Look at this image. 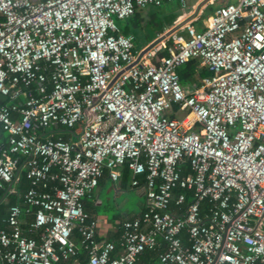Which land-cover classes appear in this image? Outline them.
<instances>
[{
	"label": "built area",
	"instance_id": "1",
	"mask_svg": "<svg viewBox=\"0 0 264 264\" xmlns=\"http://www.w3.org/2000/svg\"><path fill=\"white\" fill-rule=\"evenodd\" d=\"M171 1L0 0V188L23 170L32 185L0 224V264H81V251L139 264L146 250L159 264H264V0L228 3L202 31L183 22L170 47L138 50L116 24ZM190 61L211 75L184 87ZM125 165L146 210L101 241L84 202Z\"/></svg>",
	"mask_w": 264,
	"mask_h": 264
},
{
	"label": "crops",
	"instance_id": "2",
	"mask_svg": "<svg viewBox=\"0 0 264 264\" xmlns=\"http://www.w3.org/2000/svg\"><path fill=\"white\" fill-rule=\"evenodd\" d=\"M173 1L168 2V4L173 3ZM176 1L181 5V12L173 19V23L165 28L170 29L169 32H174L183 22L188 21L194 22L197 30L202 31L205 28V21L212 16L217 9L233 2V0ZM176 33L186 35L181 28L173 34ZM158 35L159 32H157L154 37L149 34L139 36L138 39L140 41V46L136 45L137 49L139 50L140 48L156 41L159 39ZM196 71H202L198 69V62ZM193 85H195V83L189 86ZM142 179V177H139L140 183ZM123 182V179L118 183L114 182L109 177L108 171H106L100 179L99 186L94 194L85 200V210L90 217L97 222V237L101 241L119 243L123 232V224L126 221H132L138 218L145 209L146 197L143 187L132 186V175L128 183L124 184ZM17 183L12 186L15 190L17 189ZM9 193L15 194L16 192L13 193L9 191ZM21 198L22 195H19V203L24 206ZM28 216L29 215L25 216L24 226L26 229L28 226ZM74 240L79 242L76 240L75 236ZM83 252L84 251H81L80 254ZM118 252L121 253L122 251L119 250ZM143 263L146 264V262H143L140 259L139 264Z\"/></svg>",
	"mask_w": 264,
	"mask_h": 264
},
{
	"label": "trees",
	"instance_id": "3",
	"mask_svg": "<svg viewBox=\"0 0 264 264\" xmlns=\"http://www.w3.org/2000/svg\"><path fill=\"white\" fill-rule=\"evenodd\" d=\"M146 9H148L149 12L154 16V11H155V9H158V7L150 6V7L145 8V9H138L132 17H130L126 20H123L124 27L121 29V32L124 35H133L136 39L135 43H136L138 37L141 36L139 34H141V29H142L143 11ZM1 20H3V19L0 17V21ZM149 22H151V21H149ZM171 44H172V40L168 43V47H170ZM160 56H169L168 49H164L160 53ZM196 68H197V62L196 61H190L178 69L180 82L184 87H188L189 85H192L194 83L197 85H201L202 80L204 78L210 77L211 74L207 70H202L201 72H197ZM9 103H10L9 99L0 94V106L8 105ZM60 135L65 140H69L70 136H71L64 129L60 130ZM7 138H8L7 133L4 132V130L0 129V142L6 143ZM23 161H25V159H23ZM183 170H184L185 174L190 173L188 166L183 167ZM106 171L107 170H105V172ZM130 178H131V171L129 170L128 166L125 165L122 169V179L124 181L123 183L124 184L128 183ZM142 178L143 179L141 180V183H140L141 185H143L145 183V178L144 177H142ZM31 186H32L31 181L27 178V172L25 170H23L21 172L20 179L17 183V189H16L15 194L8 193L6 195L7 189H1L0 188V224H2L4 227L7 226L6 224H3V222L8 218L10 208L14 205H20V203H19L20 201L18 200L19 195H22V198H21V201H22L23 195L31 188ZM181 193L187 194L186 203L189 204L192 200V196H191L190 192H188L187 190H184V189H176L175 190V197ZM187 204H186V206H187ZM184 208H185V206H184ZM178 209H179V207H177L175 205V200H174L171 203V210L176 212V211H178ZM145 210L146 209H144L143 212H145ZM28 217H29V219L27 218V220H28L27 229L25 228V226H23V229L25 230L26 234L28 233L29 224L31 222H33V220H34L33 216H28ZM74 236H75L77 241H80L81 237H80V234H79L77 228L74 230ZM161 253H162V250H154V251L153 250H146L142 254L140 259L143 262H146V264H159V256ZM79 260H80L81 264H87L88 263L87 254L85 252L81 253L79 256ZM57 264H72V262L71 261H68V262L61 261L60 263H57Z\"/></svg>",
	"mask_w": 264,
	"mask_h": 264
},
{
	"label": "rangeland",
	"instance_id": "4",
	"mask_svg": "<svg viewBox=\"0 0 264 264\" xmlns=\"http://www.w3.org/2000/svg\"><path fill=\"white\" fill-rule=\"evenodd\" d=\"M174 1L173 3L170 4L167 3L163 5L161 8L155 9L154 16L149 12L148 9L144 10L142 29H141V34L139 35L145 36L149 34L152 37H154L157 34V32H159L158 38H161V40H159L157 43L160 45H162L163 43H165V45H168V43L172 40L171 36L174 35L173 33L176 30L174 32L168 33L170 29H165V28L169 27L173 23V19L178 15V13L181 12V8H180L181 5L178 4L176 0ZM234 1L235 0H233V2ZM116 24L120 28V30L124 27L123 20L116 19ZM135 44L136 45L140 44L139 39H137Z\"/></svg>",
	"mask_w": 264,
	"mask_h": 264
},
{
	"label": "water",
	"instance_id": "5",
	"mask_svg": "<svg viewBox=\"0 0 264 264\" xmlns=\"http://www.w3.org/2000/svg\"><path fill=\"white\" fill-rule=\"evenodd\" d=\"M171 33V32H169ZM163 37V36H162ZM159 40H161V38L157 39L156 41H154L151 45H154L155 43H157ZM13 185H10L6 191V195L9 193L10 189L12 188Z\"/></svg>",
	"mask_w": 264,
	"mask_h": 264
}]
</instances>
